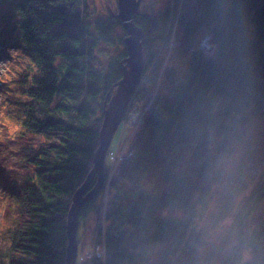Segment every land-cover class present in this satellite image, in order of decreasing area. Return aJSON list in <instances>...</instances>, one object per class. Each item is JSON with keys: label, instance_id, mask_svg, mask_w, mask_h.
<instances>
[{"label": "trees", "instance_id": "trees-1", "mask_svg": "<svg viewBox=\"0 0 264 264\" xmlns=\"http://www.w3.org/2000/svg\"><path fill=\"white\" fill-rule=\"evenodd\" d=\"M176 2L181 8L172 58L187 57L178 62L183 75L175 63L160 74L156 43L172 39L167 10H152L141 0L132 17L145 34V81L132 106L146 112L112 176L106 203L103 187L80 212L79 225L86 228L89 216L94 225L107 209L104 258L80 264H136L152 247L160 249L155 264H194L202 239L193 225L198 201L208 195L216 163L264 112V0ZM9 5L17 33L0 34V53L2 45L19 47L28 62L10 83H0L2 121L11 124L0 125V188L11 219L0 264H66L67 214L92 168L103 110L122 77L125 32L117 0L97 14L88 0H0V13ZM205 34L215 44L209 58L197 50ZM103 47L114 53L99 64ZM157 82L170 97L152 95ZM108 164L105 159L106 178ZM152 174L161 181L145 189ZM233 228L237 241L249 234L258 241L264 264V209L236 213ZM96 229L100 233L98 222ZM238 255L232 250L215 264H236Z\"/></svg>", "mask_w": 264, "mask_h": 264}, {"label": "rangeland", "instance_id": "rangeland-1", "mask_svg": "<svg viewBox=\"0 0 264 264\" xmlns=\"http://www.w3.org/2000/svg\"><path fill=\"white\" fill-rule=\"evenodd\" d=\"M90 10L92 14L104 13L106 4L114 6V0H88ZM141 2V1H140ZM146 5L153 7L152 10H167V24H166V35L170 34L172 39L168 41L171 43H156L155 49L156 54L160 57V74L164 69L173 65L175 71L179 75H183L185 68L182 63L187 60V57L183 60H173L172 52L174 46V40L176 32L179 27V13L181 5L176 0H146ZM181 4V2H180ZM117 7V6H116ZM176 7L177 13H176ZM175 10V11H174ZM174 11V12H173ZM177 16V18H176ZM16 15L13 12L11 5L4 7L0 13V34L15 35L16 32ZM174 33V34H173ZM207 34L200 36L197 50L203 53L204 57H211L214 54L212 48L209 47ZM2 45L0 53V83L2 85L10 83L13 78L15 79L18 71L25 66L28 61H24L25 54L19 47H9ZM203 49V50H202ZM114 53V48L103 47L102 52L98 54L99 64H105L108 55ZM189 55V54H188ZM27 59V58H26ZM97 61V62H98ZM145 61V59H144ZM172 63V64H171ZM154 63H152L153 65ZM145 70V69H144ZM165 70V71H166ZM162 77V76H159ZM141 78L140 85L143 83ZM159 82V81H158ZM153 84L151 86L152 95L156 93H163L170 97L171 90L165 86L159 84ZM135 89V92L137 90ZM134 92V95H135ZM134 97V96H133ZM132 101L128 106L125 119L122 122L120 128L114 135V139L110 146V152L107 153L106 163L108 164L111 175H108L104 185V194L102 195V204L106 203L108 195L109 184L112 180V175L116 176L119 164L122 162L124 152L128 144L129 139L133 136L134 131L139 125L146 110L137 105L132 106ZM1 103V97H0ZM150 103H147L148 106ZM3 113L0 108V125L5 124L11 127L8 120L7 123L2 121ZM102 125V123H101ZM101 128V127H100ZM1 135V134H0ZM118 138H120L118 140ZM225 158L220 162H217L214 167L213 181L210 185V190L206 198L199 200V204L196 208V216L193 219L194 230L201 236V244L194 249V264H215L217 259H220L214 247L206 245L205 238L209 236L210 231L215 228L220 221L230 219L232 221L230 228H233V217L238 212L253 211L263 212L264 209V112L256 116L247 128L246 132H243L239 138L238 143L234 144L229 148L228 152L225 153ZM108 161V162H107ZM161 177L152 174L148 179L143 182L145 189H151L158 184ZM150 179V180H149ZM0 188V255L4 250V243L7 240V228L11 222L3 212V206L5 205V196L2 194ZM107 209H102L96 216L94 225L93 220L89 216L87 227L84 228L82 224L78 227L77 238L79 242L77 261L76 264H80L81 260L90 261L92 256L98 258H104V245L102 244L103 231L107 224L104 220ZM176 217H181L183 211L173 210L171 214ZM170 212H163V215H169ZM92 220V221H90ZM96 222L99 224L100 233L96 229ZM99 238L101 243L98 244ZM6 239V240H5ZM104 243V240H103ZM201 247H205L206 251L201 256L198 250ZM160 258L159 247H152L144 256L138 260L136 264H155ZM219 261V260H218ZM218 263V262H217Z\"/></svg>", "mask_w": 264, "mask_h": 264}, {"label": "water", "instance_id": "water-1", "mask_svg": "<svg viewBox=\"0 0 264 264\" xmlns=\"http://www.w3.org/2000/svg\"><path fill=\"white\" fill-rule=\"evenodd\" d=\"M140 1L117 0V18L125 32L124 45L127 49V57L122 77L116 83L115 92L103 110L102 125L98 136L99 146L93 155L92 169L72 197L66 220V264H76L80 212L103 188L106 153L119 125L126 116L128 106L145 69L142 49L145 34L132 20L133 15L137 13Z\"/></svg>", "mask_w": 264, "mask_h": 264}, {"label": "clouds", "instance_id": "clouds-1", "mask_svg": "<svg viewBox=\"0 0 264 264\" xmlns=\"http://www.w3.org/2000/svg\"><path fill=\"white\" fill-rule=\"evenodd\" d=\"M232 221L225 219L213 228L209 236L205 238L206 245L214 247L218 256H229L232 250L238 251L239 255L236 264H261L259 256L258 241L250 234L243 241H237L234 231L230 228ZM206 251L205 247H201L198 252L202 256Z\"/></svg>", "mask_w": 264, "mask_h": 264}, {"label": "bare ground", "instance_id": "bare-ground-1", "mask_svg": "<svg viewBox=\"0 0 264 264\" xmlns=\"http://www.w3.org/2000/svg\"><path fill=\"white\" fill-rule=\"evenodd\" d=\"M209 40H210V37L208 38ZM208 44H209V47H207V49H209V48H212V47H214V48H212L213 49V51H215V44L210 40V42H208ZM124 47H125V45H124ZM142 49H143V46H142ZM125 50L127 51V49H126V47H125ZM203 50V49H202ZM202 55H203V53H201ZM166 70V68L164 69V71ZM144 73V72H143ZM135 132V131H134ZM99 141V140H98ZM98 146H99V143H98ZM98 148V147H97ZM97 148H96V150H97ZM92 169V168H91ZM91 171V170H90ZM104 173H105V168H104ZM111 172L109 171V173H108V175H111L110 174ZM113 176V175H112ZM96 180V179H95ZM94 180V181H95ZM105 180H106V174H105ZM104 187V186H103Z\"/></svg>", "mask_w": 264, "mask_h": 264}]
</instances>
